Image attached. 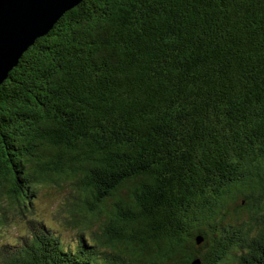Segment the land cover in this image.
Instances as JSON below:
<instances>
[{"label":"trees","instance_id":"trees-1","mask_svg":"<svg viewBox=\"0 0 264 264\" xmlns=\"http://www.w3.org/2000/svg\"><path fill=\"white\" fill-rule=\"evenodd\" d=\"M62 183L70 245L32 216ZM13 217L0 264H264V0L67 11L0 85V227Z\"/></svg>","mask_w":264,"mask_h":264},{"label":"water","instance_id":"water-1","mask_svg":"<svg viewBox=\"0 0 264 264\" xmlns=\"http://www.w3.org/2000/svg\"><path fill=\"white\" fill-rule=\"evenodd\" d=\"M82 1L0 0V85L28 48ZM201 242L202 237L197 236L196 243Z\"/></svg>","mask_w":264,"mask_h":264},{"label":"rangeland","instance_id":"rangeland-1","mask_svg":"<svg viewBox=\"0 0 264 264\" xmlns=\"http://www.w3.org/2000/svg\"><path fill=\"white\" fill-rule=\"evenodd\" d=\"M75 195L76 190L68 183L48 184L39 188L38 195L32 203L34 213L32 216L45 222L64 244L69 245L74 242L78 228L72 224H64L63 220L71 221L69 205L73 203ZM101 221H104V218H101ZM99 226V222L95 223L92 227L93 231L96 232ZM25 230L23 218H11L0 227V244L4 241H15L18 236L25 233Z\"/></svg>","mask_w":264,"mask_h":264}]
</instances>
